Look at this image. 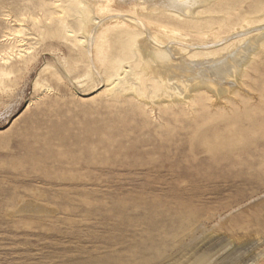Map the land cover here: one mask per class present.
I'll use <instances>...</instances> for the list:
<instances>
[{"label": "rangeland", "instance_id": "obj_1", "mask_svg": "<svg viewBox=\"0 0 264 264\" xmlns=\"http://www.w3.org/2000/svg\"><path fill=\"white\" fill-rule=\"evenodd\" d=\"M34 2L0 0V52L5 15ZM57 53L0 91V264H264V180L193 175L215 169L197 160L185 178L147 174L165 168L144 162L146 127L87 102L99 87L34 88Z\"/></svg>", "mask_w": 264, "mask_h": 264}, {"label": "bare ground", "instance_id": "obj_2", "mask_svg": "<svg viewBox=\"0 0 264 264\" xmlns=\"http://www.w3.org/2000/svg\"><path fill=\"white\" fill-rule=\"evenodd\" d=\"M5 17L0 91L38 52L61 53L34 88L99 87L87 102L146 127L144 162L165 168L147 174L185 178L197 160L215 169L193 175L264 180V0H35Z\"/></svg>", "mask_w": 264, "mask_h": 264}]
</instances>
